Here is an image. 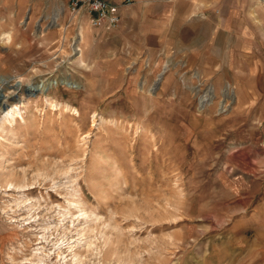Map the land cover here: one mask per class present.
Listing matches in <instances>:
<instances>
[{"label":"rangeland","instance_id":"rangeland-1","mask_svg":"<svg viewBox=\"0 0 264 264\" xmlns=\"http://www.w3.org/2000/svg\"><path fill=\"white\" fill-rule=\"evenodd\" d=\"M66 8L0 0V264H264V11L160 35Z\"/></svg>","mask_w":264,"mask_h":264},{"label":"crops","instance_id":"crops-1","mask_svg":"<svg viewBox=\"0 0 264 264\" xmlns=\"http://www.w3.org/2000/svg\"><path fill=\"white\" fill-rule=\"evenodd\" d=\"M125 1L110 0L119 5V28L124 30L132 22H148L155 28V34L160 35L167 34L170 28L172 32L180 30V26H189L195 33L207 27L210 32L214 19L226 27L252 25L254 20L260 19L259 10L264 11V0H130L132 2L124 4Z\"/></svg>","mask_w":264,"mask_h":264},{"label":"built area","instance_id":"built-area-1","mask_svg":"<svg viewBox=\"0 0 264 264\" xmlns=\"http://www.w3.org/2000/svg\"><path fill=\"white\" fill-rule=\"evenodd\" d=\"M126 3H130V0ZM118 6L112 4L110 0H69L68 20L76 18L81 13H86L91 27L110 31L120 24Z\"/></svg>","mask_w":264,"mask_h":264},{"label":"bare ground","instance_id":"bare-ground-1","mask_svg":"<svg viewBox=\"0 0 264 264\" xmlns=\"http://www.w3.org/2000/svg\"><path fill=\"white\" fill-rule=\"evenodd\" d=\"M31 86L36 87L38 90L40 91H44L46 90L47 85L44 82H39L37 84H31ZM21 87V83L18 81H12L11 82V78L10 77H0V98L6 97L7 94L11 93V91L15 88V89H20ZM9 88H12L9 90ZM9 91V92H7ZM9 96V95H8ZM20 114L21 115V119H24L23 115L20 112V109L18 108V110H16V108L14 107H9L5 109V115L1 117V125L4 123V121H9V122H14L16 121V116ZM12 172V171H11ZM14 173V172H13ZM15 174V173H14ZM15 176V175H14ZM24 176V175H23ZM26 178V176H25ZM28 184L23 180V181H16V180H8V182L6 183V191H15L20 193V195L22 196L25 192L26 189H28ZM74 204V203H73ZM74 206H76L74 204ZM87 214V213H86ZM89 214H87L88 216ZM15 221V220H14ZM75 246V244L73 243H68L67 248H73ZM64 246L61 245L59 246V253L62 252L63 253V249ZM76 258L78 259V263L80 262V258L78 256V254H75ZM38 264L40 263H45L46 261L44 260L43 256H38ZM31 264H33V260L29 261Z\"/></svg>","mask_w":264,"mask_h":264},{"label":"water","instance_id":"water-1","mask_svg":"<svg viewBox=\"0 0 264 264\" xmlns=\"http://www.w3.org/2000/svg\"><path fill=\"white\" fill-rule=\"evenodd\" d=\"M24 90H25V93L27 95H33L34 93H36L38 91V89L36 87H33L31 85L25 86ZM3 107H5V105H3Z\"/></svg>","mask_w":264,"mask_h":264}]
</instances>
